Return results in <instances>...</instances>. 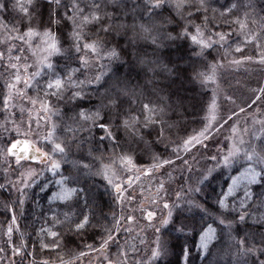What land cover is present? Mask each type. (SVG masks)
Here are the masks:
<instances>
[{"label":"snow or ice","instance_id":"obj_1","mask_svg":"<svg viewBox=\"0 0 264 264\" xmlns=\"http://www.w3.org/2000/svg\"><path fill=\"white\" fill-rule=\"evenodd\" d=\"M241 68L264 75V7L257 11L254 0H0V193L17 194L0 203L10 214L0 264L35 256L13 239L17 209L23 215L30 189L47 192L53 181L41 180L43 173L57 175L73 154L78 162L48 196L49 205L59 201L69 211L42 213L50 226L38 235L51 237L58 250L59 225L65 246L72 237L92 242L84 243L87 251L69 249V259L40 264H82L90 254L96 264H168L161 230L171 224L185 237L196 231L183 222L175 227L185 213L200 214L201 224L197 251L185 245L183 264L196 257L264 264V84L237 104L225 70ZM241 114L250 127H239ZM190 116H199L201 127L188 133ZM219 135L226 154L205 155L210 141L221 143ZM194 151L215 165L195 168ZM86 158L106 162L93 171ZM177 160L179 178L168 171ZM233 168L226 188L206 191L218 169L222 175ZM93 176L105 181L103 192L89 183ZM178 180L172 199L170 184ZM137 229L132 239L150 245L147 259L120 240ZM149 230L155 239L146 241L140 234ZM40 247L49 245L41 240ZM214 249L218 259L209 260Z\"/></svg>","mask_w":264,"mask_h":264},{"label":"trees","instance_id":"obj_2","mask_svg":"<svg viewBox=\"0 0 264 264\" xmlns=\"http://www.w3.org/2000/svg\"><path fill=\"white\" fill-rule=\"evenodd\" d=\"M255 4L257 5V11H259L260 8L264 7V0H254ZM249 51H251V49H249ZM215 55V52L213 53ZM56 58H54L55 60ZM62 63V61H61ZM225 74L228 77V79L230 80L231 84L233 83H239L241 81H245L246 85H250V78L246 77V75H244L240 70L239 71H234L233 69H227L225 70ZM197 91H199V88H197ZM85 106L87 107V102H85ZM18 115V114H17ZM3 119V115H0V120ZM53 119H55V117H53ZM200 117L199 116H195L189 117V123L187 125V132L191 133L193 131V129H199L201 127V124L198 123ZM193 121H197V122H193ZM96 134H97V138L99 137V135H101L102 133L99 132V130H95ZM105 143H107V141H105ZM161 150H163V146H161ZM99 155V154H96ZM108 153H105V156H107ZM173 159H175L173 157ZM145 161L147 162V157H145ZM73 162H78V155L73 154L70 155L68 158V162L67 163H63L62 167L60 169V174L67 176L69 175V170L72 169V164ZM82 162H88L91 163L93 165V171H96V169L100 168L102 166L103 163H105L106 161H101V160H91V158H86L85 161ZM209 161L205 160L204 162H200V164H198L199 168H202L203 166H205ZM181 161L177 160L176 164H175V171H173L172 168H169L168 171L173 173L174 177L179 178L180 176V167H181ZM39 169V166H38ZM229 171H231V174L235 173V168L229 170V169H224L223 170V174H220V170L218 169L216 173H214V175L217 176V179L215 180H211L210 183H208L207 187H206V191L208 192H212L213 189H215L216 192L220 191L221 186L225 187V180L227 178V176L229 175ZM74 172V170H73ZM44 177H47L48 179L51 177L50 174H48L47 171H45L43 173V176L41 177V180L44 179ZM3 179L0 178V183H3ZM90 184H93L95 186H97L99 188V190L101 192L104 191V185H105V181H103L101 176H93L90 178L89 180ZM179 183H182L181 180H178L176 183H174L176 186L174 187V189L172 191H175L178 187H179ZM226 188V187H225ZM50 191V189L47 190V192L45 193H40L38 188H34V189H30L29 190V199L27 200V202L24 205V213L23 215H20L19 212V208L17 209V217H18V224H19V228H20V235L19 238L17 237V235H19V233H16V237L18 239V242L16 239H14L15 243H17V245L21 244L22 242L26 243L27 247H26V251L28 252H35V256L34 257H27L24 259L23 264H29V261L32 259H35L37 264H40V261L42 260H49V261H54L57 259L58 256H64L65 259H69L70 257H68L67 255H65V253L69 250H85L87 251V249L84 248V243H91L92 240L90 237H72V239L75 241V243H69L67 244V246H65V240L68 236V234L66 233L64 228H61L59 225L56 226V228H54L53 230L58 231L61 233L60 237L58 238L59 240V244H60V248L57 250L55 249V246L51 243L52 242V238L51 237H45V242L46 244L49 245L48 248L45 249H41L40 247V243L39 240L37 238V227L33 224V222L36 219H39L42 223H44V219L45 216L43 214H46L48 217H51L52 213L49 211V208H54L56 209L58 212H60L61 214L65 211H69V208L61 205L60 203L54 202L52 205H49V202L47 201V197H48V192ZM37 193H39V195H37ZM16 193L13 192L11 193V195L8 192H3L0 193V203H2L4 200L6 199H11V200H15L16 199ZM104 208L103 211L105 213H107L109 215V217H111V212L109 211V207L108 205L110 204V199L108 197H104ZM34 201H38L39 204L38 206L34 203ZM82 203V202H81ZM115 207L117 213L120 212V208L119 206H113ZM125 209H127L129 207V205H125L124 206ZM209 207H211V201H209ZM72 211H78L77 208L72 207L71 209ZM96 215L97 217H99L100 213H99V209H96ZM43 213V214H42ZM137 215H139V213H137ZM185 216H188V219H185ZM10 220V214H7L4 209L2 207H0V229L2 226L6 225L7 221ZM175 227H178L180 222H183L185 224L188 225H195L196 227V231L191 232L190 235H188L187 237H185L182 233H177L174 231V226L173 225H169L165 228H163L161 230V235H162V239H164L165 241H167L170 249H171V254L169 255V257L167 258L168 260V264H182V249L185 245H187L188 247L191 248L192 253L195 254L197 249L195 247V244L197 243V238L199 236V227L201 224V220H200V214L198 213H194V214H182L181 216H177L175 217ZM103 222V221H101ZM209 223H211V220L208 221ZM93 223H95V220L93 221ZM45 224V223H44ZM48 226H50V224H46ZM153 234V233H152ZM152 234H150V236L146 237V241H150L152 239L153 236H151ZM132 235V234H131ZM145 235V233H144ZM142 236V235H141ZM129 236L128 233H121L120 236V240L123 241L125 239L129 240ZM150 237V238H149ZM135 244H139V240L138 243ZM150 248V246H149ZM141 253H150L147 249H140ZM115 248L112 249V252L115 253ZM216 250H213V256L209 257V260H215L218 259V257H216L215 255ZM92 261L91 264L94 263L96 264V257L95 255L92 254ZM16 264H21V258L20 257H16ZM195 264H207V261L201 260L199 257H196L195 259ZM220 264H225V259H220Z\"/></svg>","mask_w":264,"mask_h":264},{"label":"rangeland","instance_id":"obj_3","mask_svg":"<svg viewBox=\"0 0 264 264\" xmlns=\"http://www.w3.org/2000/svg\"><path fill=\"white\" fill-rule=\"evenodd\" d=\"M233 70L235 72L240 70L244 75H246V77H249L250 78V85L249 84L246 85L245 84V81H241L239 83L237 82V83H233L232 84L233 85V88L235 89V95H236V97H238L237 104H240V102H241L242 99L247 98V96L249 94V89L257 87L258 82L261 83V84H264V75H255V74H252L251 71L245 72L243 68H241L239 70H236V69H233ZM225 106L226 107H234L233 105H230V104H227ZM241 106H244V105H241ZM253 110H255V108H253ZM236 111L239 112V108H236ZM238 124H239V127L241 129L244 128V127H250L251 126V122L250 121H249V124L248 125H245L244 118H243V114H241V119L238 121ZM227 134L228 133H225V135H227ZM216 139L219 140L221 143L218 145L215 140L210 141L209 142V145H208L207 152L205 153V155L216 154L218 152V150H223L224 154H226L227 148H226L225 143H224V135H219V136L216 137ZM244 139L247 140L248 137L245 136ZM193 155H197L198 158H199V163H197V164L194 165L195 168H199L198 167V164H200V162H204L205 163V160H207V159H205L203 157H200L199 154L196 153L195 151L193 152ZM181 156L182 157L183 156H186V158H188L190 162L192 161V157L191 156H188L187 154H185L183 152H181ZM208 161L209 162L205 166H203V167H212V166L215 165V161H211V160H208ZM173 167H175V165ZM48 174L51 175V177L49 178V180H52L53 181V183L49 185L50 191L48 192V196H50L52 194V192L57 191V186L55 185L54 181L57 180V179H60L61 174L58 173L55 176H53V174L51 172H48ZM234 174H236V172L233 173V175ZM160 178H163V177H160ZM144 183L147 186V181H145ZM175 186L176 185L174 183L170 184L171 191H170L169 195H170V197L172 199H174V192H175V191H172V190L174 189ZM136 191H137V193H139L141 191V189L139 187H137ZM47 201H48V197H47ZM56 202L57 203H60L59 201H56ZM157 212H158V215H165L166 214V212H163L162 213V212H160V210H157ZM4 226H6V225H4ZM2 227L0 229V244H3L4 243V237H3ZM43 227H49V226L45 224ZM40 228H41V226H39L37 228V231H36L37 232V235L36 236H37V238L39 240V243L41 242V240H43L44 243H46L45 242V237H49V236H47V235H38ZM137 231H139V230L137 229L136 231H134L132 233L131 237H129V240L128 241H129L130 244L138 243V239L137 240H133L132 239V237H135L136 236ZM17 233H19V235H17V237L19 238V236H21L20 235V232H17ZM150 234H152V231L151 230H149L147 233H145V235H144V233H141L140 235H142L145 238V240H146V237L150 236ZM151 236H153L151 240L155 239V236L153 234ZM17 237L15 235L13 238L16 239L17 242H18ZM198 240H199V236L197 238V242H198ZM136 245L138 247L140 246V244H136ZM149 246L150 245L146 244L142 249H147L148 248L149 249L148 251L150 252ZM140 254H142V253H140ZM10 256H11V253H10V250H9V257ZM92 259H93L92 254H90L89 256H87V257H85L83 259L82 264H90V262L92 261ZM181 262L183 264V261H181Z\"/></svg>","mask_w":264,"mask_h":264},{"label":"flooded vegetation","instance_id":"obj_4","mask_svg":"<svg viewBox=\"0 0 264 264\" xmlns=\"http://www.w3.org/2000/svg\"><path fill=\"white\" fill-rule=\"evenodd\" d=\"M33 224L38 228L39 226H44L45 224L44 223H42L39 219H36L34 222H33ZM145 246V245H144ZM144 246H139L141 249L144 247ZM144 250V249H143ZM141 255H143L144 257H145V259H147V256L148 255H150V253H147L146 254V252L145 253H142ZM92 264H94V263H92Z\"/></svg>","mask_w":264,"mask_h":264}]
</instances>
